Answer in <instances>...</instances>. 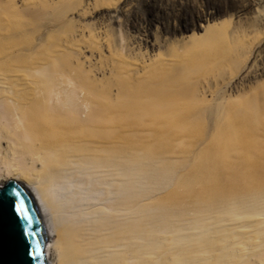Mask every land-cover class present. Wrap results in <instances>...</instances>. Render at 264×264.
Returning a JSON list of instances; mask_svg holds the SVG:
<instances>
[{
	"label": "bare ground",
	"instance_id": "obj_1",
	"mask_svg": "<svg viewBox=\"0 0 264 264\" xmlns=\"http://www.w3.org/2000/svg\"><path fill=\"white\" fill-rule=\"evenodd\" d=\"M33 1L0 0V179L33 198L48 264H264V84L212 111L192 82L225 59L251 76L238 31L208 28L192 61L123 59L105 79L74 38L47 34L64 9ZM201 139L197 164L178 157Z\"/></svg>",
	"mask_w": 264,
	"mask_h": 264
},
{
	"label": "rangeland",
	"instance_id": "obj_2",
	"mask_svg": "<svg viewBox=\"0 0 264 264\" xmlns=\"http://www.w3.org/2000/svg\"><path fill=\"white\" fill-rule=\"evenodd\" d=\"M33 2L35 10L47 9V13L57 8L64 9L65 14L56 22V26L50 24L48 16L47 34L52 31L57 32L53 37L60 39V44L74 38L77 46L73 49L80 54V63L86 69L91 67L97 71L99 78L104 75L105 79H108L113 64L122 62L123 59L128 64H137L142 68L148 64L172 63L174 60L179 64L182 60H179L180 57L185 60L194 53L200 55L196 52L190 54L192 49L189 46L200 43L205 32L207 33L206 30L210 28L218 35L237 30V38L241 40L238 43L245 44V49H241L246 54L241 67L248 63L253 66L251 76L240 81L238 71H232L227 66V59L222 60L223 64L214 61L210 63L208 59L210 66L214 64L209 69L204 68L208 67V61H204L203 64L205 65L206 62L207 65H203L204 67L200 69L202 73L199 72L200 76L193 78L192 82L199 81L201 86L208 88L206 97L208 109L213 111L217 103L234 100L246 93H249L251 98V91L264 84V0H34ZM146 39L149 44L145 42ZM92 42H96V45ZM119 44L123 46L124 52L130 51V57L120 58L116 54L115 50L119 49ZM188 47L191 50L187 49ZM186 49L187 54H190L189 57H186L188 56ZM194 58L200 60L201 57ZM199 60L197 62L201 64ZM197 62L193 63L197 64ZM74 63H76L75 59H73ZM116 90V87L112 88L113 94ZM211 124V120H207L204 131L206 138L213 133L214 127ZM253 133L258 136L263 135L260 131ZM253 133L246 136L252 138L255 136ZM202 142L203 139L196 140L190 145L192 147L189 146V156L181 153L184 151L183 146L174 149L179 150V158L183 156L181 159L186 157L189 163L197 164L195 156L204 147ZM146 147L149 150L155 148ZM233 156L238 157V154L235 153ZM183 170V168L178 169L176 175H180ZM169 187H165L162 193H157V196L165 195ZM197 189L196 187L195 190ZM177 191L180 192V189Z\"/></svg>",
	"mask_w": 264,
	"mask_h": 264
},
{
	"label": "water",
	"instance_id": "obj_3",
	"mask_svg": "<svg viewBox=\"0 0 264 264\" xmlns=\"http://www.w3.org/2000/svg\"><path fill=\"white\" fill-rule=\"evenodd\" d=\"M0 264H48L47 238L33 198L0 179Z\"/></svg>",
	"mask_w": 264,
	"mask_h": 264
}]
</instances>
